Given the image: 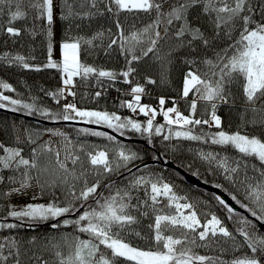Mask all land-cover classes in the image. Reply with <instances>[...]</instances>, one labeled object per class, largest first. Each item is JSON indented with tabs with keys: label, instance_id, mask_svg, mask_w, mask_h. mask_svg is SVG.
<instances>
[{
	"label": "snow or ice",
	"instance_id": "6c2138e0",
	"mask_svg": "<svg viewBox=\"0 0 264 264\" xmlns=\"http://www.w3.org/2000/svg\"><path fill=\"white\" fill-rule=\"evenodd\" d=\"M57 18L64 31L59 57L53 40ZM19 20L25 22L17 26ZM38 32L46 38V59L29 62L35 57L15 45ZM0 34L3 65L58 70L59 86L38 88L58 104L76 96L74 77L95 80L97 90L85 93L93 100L104 95L105 83L116 87L123 80L129 98L120 106L135 113L73 100L54 108L39 103L31 86L24 98L0 79L5 109L51 121H91L119 134L76 125L77 137L86 133L104 141L85 143L59 127L12 123L11 141L0 140V264H264V0H0ZM82 51L115 55L123 64L88 63ZM144 63L159 70L161 83H169L179 68L180 87L170 105L165 95L156 104L143 99L151 95L146 83L157 82L156 75L140 71ZM222 107L240 109L234 130L223 126ZM53 136L61 140L54 144ZM121 136L143 137L145 144ZM180 138L210 145L196 147L208 167L194 174L217 184L222 173L230 187L217 186L242 210L219 193L203 200L178 189L171 175L182 173L168 164L175 160L193 170L175 155ZM29 190L27 202H12ZM198 201L205 207L198 210ZM41 222H50L43 235L19 231Z\"/></svg>",
	"mask_w": 264,
	"mask_h": 264
},
{
	"label": "trees",
	"instance_id": "16d2710c",
	"mask_svg": "<svg viewBox=\"0 0 264 264\" xmlns=\"http://www.w3.org/2000/svg\"><path fill=\"white\" fill-rule=\"evenodd\" d=\"M24 22L25 21L23 20H19L16 22V24L17 26H19L20 24H23ZM27 22L31 23V20ZM39 24L40 22H37L38 26ZM62 38H64L63 25H62V22L58 19V39L61 40ZM21 41H23V44H21ZM30 45H32L33 47H30ZM8 46L13 47L11 40H9ZM15 47L19 48V50L24 52L26 55L35 57V60H30L29 62H44L46 59V55H47L46 38L43 33L38 32V35L34 38L28 36L27 34L21 36L18 38ZM3 48H4L3 35L0 34V50H3ZM81 59L86 60L88 63H93L96 65H104L108 67H119L123 64V58H116L115 55L111 57H106L102 51L99 53L92 52V54H88L82 51ZM140 71L141 72L146 71L147 74H153V75H156L157 77V82L155 84L151 82L146 83V88L149 90L151 95L145 94L143 96V99L147 102L156 104L157 97L160 95H165L166 97H169V99L166 100L165 106L170 105L172 103V100L170 98L172 96L178 95L177 89L180 87L179 68L177 67L172 70L171 81L169 83H161L160 77L158 74L159 70L156 67L150 66L147 63H144L140 66ZM0 79H7L9 80V82L13 83L17 91L19 93L24 94V98H29L27 95V88L31 86L32 94L41 97V99L38 101L39 103H43L48 106H52L54 108L59 107V104L65 103L64 97L61 98L58 104L56 100L46 96L44 92L38 91V88L41 86H46L47 89H52L60 85L61 80L59 77V72L56 69L49 68L46 70L42 69V70L37 71V70H32V69H23L19 66H5L2 63H0ZM74 79L77 81V83L75 85L76 96L73 97L74 98L73 101L77 102L79 106L100 107V108L107 107L110 110L121 111L122 114L124 115H128V114L135 115L131 113V110L127 108H122L120 106V101L122 99L126 100L129 98V96L126 94L129 85L123 80H119L117 82L116 87H111L109 86L108 83H105L104 95L93 100L91 95H85V93L87 92L91 94L95 90H97L98 86L95 84V80L92 79L91 82H86V81H81L80 77H74ZM141 82H144V81L141 80ZM118 89H122L124 91H118ZM5 92L6 94H9V95H16V93L12 92L11 90H5ZM237 103L239 104L240 101L238 100ZM179 107L182 111H186V105L183 103V101H181ZM202 107L203 106L201 105V109ZM11 111L18 112V113H21L26 116H30L32 118H36L39 120H46L50 122L64 121V120L51 121V120H48L46 117H41L38 115H34L32 113H26V112L17 111L14 109H5L2 106H0V127H1V133H2L3 140H5L6 142L11 141L12 139V133H13V130L11 128L12 120L19 119L20 121L23 122L24 126L30 125L34 128L38 126L39 127L46 126L50 128L61 127L65 130V132L70 133L73 139H77L79 142L104 143V141L101 138L95 137L92 134L80 133L79 137H77V134L75 132L76 124H52V125L43 124L42 122H38L33 119L22 118V117L13 115ZM218 111H219V114L222 116L223 126L225 128H229V126H231V129L234 130L240 124V118L238 115L240 111L239 108L229 111L227 108L222 107ZM197 115L198 116L201 115V111H198ZM140 118H143V114L140 115ZM162 119H163L162 114H158L157 121H160ZM80 126L87 127L83 125H80ZM125 137L144 140V142L135 141V140L126 141L129 144H135L139 147H143L145 144V138L143 137H139V136H125ZM42 139H44V137H42ZM170 142L177 143V140L176 138H173ZM197 146L202 147V148L210 147V145L204 142L193 141V140H190L189 138H180L179 145H178L175 155H178L184 161L193 164V170H189L187 167H184L183 169L185 171L194 173V169L199 168L201 173H204L208 165L206 162H201L199 157L196 155L195 149ZM149 162H150V158L145 160V163H149ZM172 162L175 163V160H173ZM152 163L154 164L155 162L153 161ZM169 169H173V168L169 167ZM165 175L166 176L171 175V173L166 172ZM207 175L209 178L213 177L212 173H207ZM171 179L174 182H177L178 184H183L184 186H186V188H189L195 193L201 194L202 196L212 199L213 193L187 184L186 182H184L182 175L179 178L176 177L175 175H171ZM215 179L217 180V183L219 184L223 183L225 188L230 187V184L227 181H225L224 178L220 177L219 175H217ZM0 203H3V201H0ZM238 206L240 207V205ZM220 214L223 216L222 212ZM2 215L3 213L0 212V216ZM225 222L230 227L232 226V222L230 220H226ZM49 226H50V222H41L39 227L36 229H33L31 227H24V228H21L19 231L23 233L25 236L31 235L33 233L37 235H43V233L48 230Z\"/></svg>",
	"mask_w": 264,
	"mask_h": 264
},
{
	"label": "water",
	"instance_id": "95a60500",
	"mask_svg": "<svg viewBox=\"0 0 264 264\" xmlns=\"http://www.w3.org/2000/svg\"><path fill=\"white\" fill-rule=\"evenodd\" d=\"M17 116L23 117V118H30L29 116L23 115V114H19V113H14ZM34 120L45 123V124H53V123H65V124H78V125H85V126H89V127H100L106 131H112L109 128L103 126V125H96V124H91V123H87L85 121H72V120H65L62 122H50V121H45V120H37L34 118ZM113 132V131H112ZM114 135H119L115 132H113ZM122 140L127 141V140H135V141H141L144 142V140H140V139H134V138H125L123 136L120 137ZM169 167L171 168H176L178 171H181L182 173V177L184 182H186L189 185L198 187V188H202L204 190L210 191L212 193H219L220 195L224 196L225 199H227L230 203L233 204L234 207H236L239 210H242L240 207H238L237 204H235V202L230 198V196L224 192L220 187L212 185L206 181H203L202 179H200L199 177H197L194 173L191 172H187L185 171L183 168H179L176 163H169L168 164Z\"/></svg>",
	"mask_w": 264,
	"mask_h": 264
},
{
	"label": "rangeland",
	"instance_id": "374dc122",
	"mask_svg": "<svg viewBox=\"0 0 264 264\" xmlns=\"http://www.w3.org/2000/svg\"><path fill=\"white\" fill-rule=\"evenodd\" d=\"M53 31H54V36H53V40H54V55L56 57L60 56V50H59V39H58V18L55 21L54 25H53ZM15 122L17 125H19L20 127H23V122L20 121L19 119H13L12 123ZM61 128V127H59ZM63 129V128H62ZM64 130V129H63ZM65 131V130H64ZM49 134H45L44 135V139H47V136ZM0 140H3L2 137V133H1V127H0ZM61 138L57 137V136H53L52 137V141L55 144L57 141H60ZM61 155H63V149H61ZM220 177L223 178V174L220 173L219 174ZM204 180V179H203ZM207 181V180H206ZM176 185L178 186L179 190H185L188 191L190 198L196 199L197 197H202L203 200H210L209 198L202 196L201 194L195 193L194 191L190 190L189 188H186V186H184L183 184H178L177 182H175ZM230 184V182H228ZM219 184V183H217ZM216 184V185H217ZM30 195H31V190H29V195L28 196H13L12 197V202L13 203H17V204H22L27 202L30 199ZM197 207L198 210L202 209L203 207H205V205L202 202L197 203Z\"/></svg>",
	"mask_w": 264,
	"mask_h": 264
}]
</instances>
